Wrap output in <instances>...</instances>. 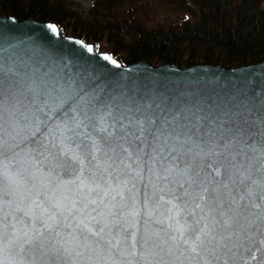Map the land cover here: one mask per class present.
I'll list each match as a JSON object with an SVG mask.
<instances>
[{
  "label": "snow or ice",
  "instance_id": "snow-or-ice-1",
  "mask_svg": "<svg viewBox=\"0 0 264 264\" xmlns=\"http://www.w3.org/2000/svg\"><path fill=\"white\" fill-rule=\"evenodd\" d=\"M46 27L58 33L57 26ZM75 43L93 52V46ZM101 58L119 67L112 56L101 54ZM68 67L54 73L29 65L5 67L0 60V164L24 151L33 160L38 158L37 171L46 179L36 194L39 214H24L31 215V234L24 232L21 238L16 226L0 216V240L8 235L10 226L12 229L8 250L15 255L18 246L20 253L28 250L33 255H48L44 264H69L68 249L54 239L62 228L73 230L77 244L82 238L87 246L92 243L90 238H102L107 231L119 246L120 237L135 227L130 218L138 221L140 217L131 208L123 211L127 207L123 192L135 193L129 196L133 204L143 196L147 209L158 183L167 184L183 165L181 182L176 185L179 194L169 201L172 214L166 219L172 234L168 239L177 247L187 246L195 256L210 248L213 253L230 251L233 238L240 235L234 227L240 216L249 207L264 209V119L257 124L238 111L217 116L211 106L206 113L200 107L170 103L171 98L164 95L129 94L126 89L109 93L93 75L68 72ZM241 153L247 166L237 163ZM65 176L72 178L65 180ZM113 184L123 186L117 193L119 204L116 196L108 202ZM69 186L88 195L75 196L69 202L64 191ZM232 192L240 193L239 199ZM224 193L228 199L223 198ZM17 195L12 182L6 184L0 172V211ZM225 206L234 208L235 215L217 220V215L225 216L219 211ZM209 215L213 216L211 224L206 222ZM257 223L264 235V212L252 221ZM137 231L138 227L132 233L133 247ZM158 236L146 228L141 249L159 247L154 239ZM107 243L111 245L112 240Z\"/></svg>",
  "mask_w": 264,
  "mask_h": 264
},
{
  "label": "water",
  "instance_id": "water-1",
  "mask_svg": "<svg viewBox=\"0 0 264 264\" xmlns=\"http://www.w3.org/2000/svg\"><path fill=\"white\" fill-rule=\"evenodd\" d=\"M49 24L55 25L49 21L0 15V50H2L0 60L5 67L10 64L29 65L41 71L51 70L60 73L66 65H70L67 68L68 72L93 75L99 87H107L109 93L114 89H126L129 94L138 92L142 96L149 97L153 94L164 95L171 98L170 103L183 107H200L206 113L211 106L213 115L217 116L225 112L238 111L244 114L245 119L255 121L257 124L260 119H264V60L236 67L211 63L179 67L171 62L154 65L146 60H138L126 65L118 63L119 67H117L101 58V54L109 55L105 51L93 49V52L89 53L75 41H82L85 45L90 44L71 35H62L59 31L53 33L46 27ZM162 163L170 166L168 161ZM237 163L247 166L243 153ZM39 168L38 158L33 160L24 151L14 159L5 158L0 164V172L4 175L5 183L12 182L13 189L18 193L11 199V203H5L0 216L6 217V222L10 221L16 226L17 235L21 238L24 232L31 234L33 231V225L30 223L31 215L24 214H39L40 211L36 208V194L42 190L46 179L37 171ZM182 171L183 165L179 171L172 174L167 184L163 181L158 183L151 193L152 199L147 209L143 208V196L139 203L133 204L129 196L134 197L135 193L130 194L126 190L123 192L127 201V207L123 211L127 213L131 208L139 211L140 217L138 221L130 218V222L135 227L120 237L122 242L119 246L116 245L113 234L107 231L102 234V238H90L92 243L87 246L82 238L77 244L73 230L62 228L60 236H54V239L68 249L65 256L69 264H225V262L226 264H264V244H261L264 235L259 232V223L252 224L264 209L249 207L240 216L234 226L235 231L240 235L233 238L229 246L230 251L220 250L213 253L210 248L207 253L201 252L199 256H195L187 246L177 247L168 239L172 234L167 227L166 219L172 214L169 211V201H173L175 195L179 194L176 185L181 182ZM71 178V176L64 177L65 180ZM145 178L147 181V174ZM120 179L123 180L124 176L121 175ZM151 182L157 184L155 180ZM122 187L113 184L109 203H112L111 196L117 197L115 203H121L117 193ZM64 191L69 194V202L75 196L88 195L87 191L76 192L72 186ZM231 195L239 199L240 193L232 192ZM223 198L228 199V193H224ZM255 202L259 203V198ZM40 203L45 202L41 199ZM191 208L192 203L189 202L188 211H191ZM204 211L207 213L208 209L205 208ZM219 211L224 212L225 216L217 215L215 217L217 220L235 215V209L229 210L227 206ZM146 213H151V216ZM212 219L213 216L209 215L206 222L211 224ZM154 220H164L165 223L156 224L153 223ZM136 227L139 231L136 232V243L133 247L132 233L136 231ZM146 228L159 233V236L154 238L159 247L146 246L141 249L140 242ZM11 232L10 226L8 235L0 240V249H4L0 252V264H44L49 258L48 255L40 252L34 255L28 250L20 253L18 246L14 255L8 250ZM109 240H112L111 245L107 243ZM165 240L168 242L160 243ZM134 251L135 255H133Z\"/></svg>",
  "mask_w": 264,
  "mask_h": 264
},
{
  "label": "trees",
  "instance_id": "trees-1",
  "mask_svg": "<svg viewBox=\"0 0 264 264\" xmlns=\"http://www.w3.org/2000/svg\"><path fill=\"white\" fill-rule=\"evenodd\" d=\"M135 1L91 0L83 8L73 0H0V15L52 22L94 49H102L104 40L102 50L121 64L240 66L264 60V0H180L187 7L173 8L180 15L174 24L155 21L156 14L148 22L151 17L143 19L135 8L124 14V4Z\"/></svg>",
  "mask_w": 264,
  "mask_h": 264
},
{
  "label": "rangeland",
  "instance_id": "rangeland-1",
  "mask_svg": "<svg viewBox=\"0 0 264 264\" xmlns=\"http://www.w3.org/2000/svg\"><path fill=\"white\" fill-rule=\"evenodd\" d=\"M83 8H88L92 6L91 0H73ZM182 6L187 7V3L183 5L180 0H172L171 3H165V0H136L135 2H131L130 4H124L122 8H124V14L129 10L127 8H135L141 15L143 19H148V16L151 18L148 19V22H151L153 19V15L156 14L155 21H165L166 23H175L179 20L180 15L179 13L175 12L173 8H182ZM146 8V12L148 14H143V9ZM133 17V14L129 13L128 17ZM182 16V15H181ZM122 19V18H121ZM161 20V21H160ZM164 23V22H163ZM102 45V49H105V42L102 40L100 42Z\"/></svg>",
  "mask_w": 264,
  "mask_h": 264
}]
</instances>
